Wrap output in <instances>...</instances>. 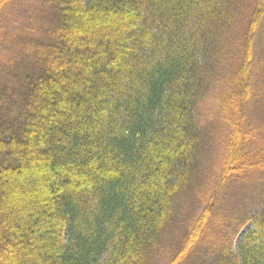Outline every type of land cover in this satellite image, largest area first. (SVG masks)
<instances>
[{
	"label": "trees",
	"instance_id": "obj_1",
	"mask_svg": "<svg viewBox=\"0 0 264 264\" xmlns=\"http://www.w3.org/2000/svg\"><path fill=\"white\" fill-rule=\"evenodd\" d=\"M20 24L17 68L0 63V264H264V200L219 197L264 175V0H0V62ZM209 117L219 173L166 253Z\"/></svg>",
	"mask_w": 264,
	"mask_h": 264
},
{
	"label": "rangeland",
	"instance_id": "obj_2",
	"mask_svg": "<svg viewBox=\"0 0 264 264\" xmlns=\"http://www.w3.org/2000/svg\"><path fill=\"white\" fill-rule=\"evenodd\" d=\"M35 15L37 21L41 23V27L46 23H50V15L45 10L36 9ZM19 26L21 29L13 30L14 34L12 36L6 33L5 46H3L2 48V50L5 49V62L1 60L0 63H4L6 67L10 66L9 68L11 69L17 68L18 65V59L10 60V58H8L9 55H14V53L18 49V47L14 43L21 37H26L23 36L26 30L24 29L25 25L20 24ZM234 35L235 34L232 33V36ZM48 40L49 39L46 38L44 39V42L46 43ZM257 45L258 59L260 60L264 52V31H262L261 34L258 35ZM35 70L36 69L34 66L30 67L28 74L34 72ZM8 72L9 71L7 69L4 76L0 71V77L6 78V73ZM8 74L11 73L9 72ZM259 82V84H261V81ZM262 89L264 88H262L261 85H257L256 94L250 107V116L251 123L257 127L258 133L262 135L261 139H263L264 144V90ZM213 107V104H211V114L213 112ZM204 125L207 127L209 134L199 154V173L197 179L195 180V190L193 191L195 195L194 197L191 196V199L188 200V203L186 202L187 207L184 214L181 215V217L171 228V230L167 232L163 240V245L165 247H168L166 253L172 251V245H174L175 247L177 245L178 248V246L181 244L184 236L187 233L186 228L188 229L190 227V223L193 221L192 218L197 213V199L201 202L207 199L206 197L209 195L211 186L216 181L217 175L219 173V153H223L224 150L226 130H223V127L221 125H216L215 119H210V117L205 119ZM219 197L220 203L225 206H229V208H236L241 206L243 208L253 209L254 207H256V204H259L262 200H264V175L258 176L256 179H249L245 182L232 184L223 192H221ZM190 216L192 217L190 218ZM247 228L248 227H246L237 237L235 242L236 248L238 247ZM197 260H199L198 257L195 258L194 262H196ZM195 264H201V261Z\"/></svg>",
	"mask_w": 264,
	"mask_h": 264
}]
</instances>
